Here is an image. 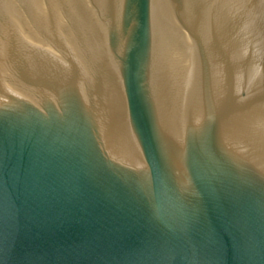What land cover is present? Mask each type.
Here are the masks:
<instances>
[{"label":"water","instance_id":"1","mask_svg":"<svg viewBox=\"0 0 264 264\" xmlns=\"http://www.w3.org/2000/svg\"><path fill=\"white\" fill-rule=\"evenodd\" d=\"M0 264H264V0H0Z\"/></svg>","mask_w":264,"mask_h":264}]
</instances>
